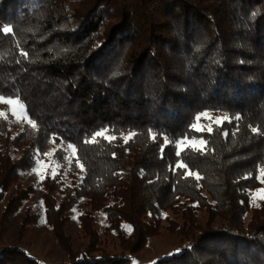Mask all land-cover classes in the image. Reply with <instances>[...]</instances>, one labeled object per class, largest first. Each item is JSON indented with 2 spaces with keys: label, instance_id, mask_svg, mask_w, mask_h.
<instances>
[{
  "label": "trees",
  "instance_id": "trees-1",
  "mask_svg": "<svg viewBox=\"0 0 264 264\" xmlns=\"http://www.w3.org/2000/svg\"><path fill=\"white\" fill-rule=\"evenodd\" d=\"M0 96L31 121L0 132V231L38 184L57 264H132L178 208L189 246L153 264H264V0H0ZM203 111L232 122L198 133ZM54 139L57 172L23 188ZM78 205L83 250L66 232ZM96 211L126 253L101 245ZM39 219L26 213L18 237ZM0 264L39 262L16 245Z\"/></svg>",
  "mask_w": 264,
  "mask_h": 264
},
{
  "label": "rangeland",
  "instance_id": "rangeland-1",
  "mask_svg": "<svg viewBox=\"0 0 264 264\" xmlns=\"http://www.w3.org/2000/svg\"><path fill=\"white\" fill-rule=\"evenodd\" d=\"M205 113L207 115H205ZM0 117H3V126L0 127V132L5 130L13 138L26 125L31 124L28 119L25 108L17 98L0 96ZM199 117V118H198ZM223 114L213 111H203L196 116V121L193 124L200 128L207 127L210 122L220 119L222 121ZM1 134V133H0ZM58 139H54L51 149L46 158L39 159L35 167L30 170L23 171L18 182L24 187H28L31 182L41 180L46 175L52 176L59 168L58 163L51 155V152L57 144ZM12 157H17L18 152L13 151L12 147H8ZM36 192L28 194L23 206L17 209L12 214L4 229L0 231V252L7 247L19 246L29 256L37 259L39 264H57L60 261L67 260L66 254L60 249L53 235L51 226L44 219V207L42 203V185H36ZM264 199V186H261L252 197V203L258 204ZM0 205V213L3 209ZM84 209L83 205H78L69 211V221L66 226V232L71 234L73 246L76 249L83 250L87 240L80 232L79 214ZM183 209L168 210L160 219L159 232L151 235L146 240V244L139 252L129 255L132 264H153L159 258L172 255L174 252L189 246V241L182 239L181 235L177 234L172 228L174 225L182 223ZM38 213L40 219L33 224H29L21 238L18 237L19 225L26 213ZM94 214L95 226L100 239L103 241L102 246L112 253H120L122 250L115 233L107 229V221L101 211H96ZM207 213L204 209L198 211V217L202 223L207 220ZM75 217V219H73Z\"/></svg>",
  "mask_w": 264,
  "mask_h": 264
},
{
  "label": "snow or ice",
  "instance_id": "snow-or-ice-1",
  "mask_svg": "<svg viewBox=\"0 0 264 264\" xmlns=\"http://www.w3.org/2000/svg\"><path fill=\"white\" fill-rule=\"evenodd\" d=\"M3 32H4L5 34H9L10 29H9L8 27H5V28L3 29ZM205 115H207V114L205 113ZM198 118H199V117H198ZM231 122H232V121H231L230 119H225V120H223V121H221L220 119H217V120L215 121L216 125H217L219 128H223L225 123H231ZM194 127H196V131H197L198 133H203V132H204V129H202V128L198 127V126H194ZM213 131H214V129H213L212 127H209V128L207 129L208 134H211ZM256 131H257V130H256L255 128L252 129V132H253V133H255ZM224 134H225V135H228L227 130H225ZM97 137H104L105 140H112V139H114V137H106V136H104V132H103V131H97V132L94 134L93 139H96ZM61 139H62V138H61ZM85 142H88V141H85ZM205 143H206V141H205L204 139H201V140H200V145H204ZM67 146H68V148H73V145H72L70 142H68V145H67ZM163 147H167V144H165ZM163 147L161 148V158H163ZM192 147H196L195 142H193ZM57 151H59V149H58ZM175 155H176V157L179 158V157L181 156V151H176ZM186 168H189V166H188L185 162L177 163V164L175 165V168L173 169V174H176L178 171L183 170V169H186ZM193 175H195V173H194L193 171L189 170V171L187 172V176H193ZM195 178H196L197 181L200 180V177H199L198 175H196ZM173 189L175 190V185L173 186ZM73 219H75V217H73ZM178 251H179V250H178Z\"/></svg>",
  "mask_w": 264,
  "mask_h": 264
}]
</instances>
